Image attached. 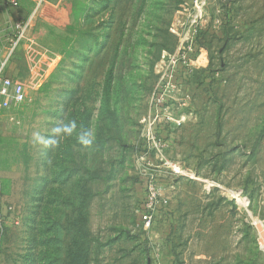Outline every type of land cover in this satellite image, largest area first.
<instances>
[{
  "label": "rangeland",
  "instance_id": "rangeland-1",
  "mask_svg": "<svg viewBox=\"0 0 264 264\" xmlns=\"http://www.w3.org/2000/svg\"><path fill=\"white\" fill-rule=\"evenodd\" d=\"M18 2L0 264H264V0Z\"/></svg>",
  "mask_w": 264,
  "mask_h": 264
},
{
  "label": "built area",
  "instance_id": "built-area-1",
  "mask_svg": "<svg viewBox=\"0 0 264 264\" xmlns=\"http://www.w3.org/2000/svg\"><path fill=\"white\" fill-rule=\"evenodd\" d=\"M13 7H18V0H9ZM209 0H193V10L196 15H200L207 8ZM196 20H197V16ZM15 29L20 33L25 29V21L20 19L16 22ZM3 100H9L16 104H21L25 101V91L23 85L14 80L11 76L4 73V69L0 68V104ZM147 196L142 206V221L144 223H151L158 213L157 204L162 202L167 204V201L162 197V193L156 184H150L147 189ZM1 220V214H0Z\"/></svg>",
  "mask_w": 264,
  "mask_h": 264
},
{
  "label": "crops",
  "instance_id": "crops-1",
  "mask_svg": "<svg viewBox=\"0 0 264 264\" xmlns=\"http://www.w3.org/2000/svg\"><path fill=\"white\" fill-rule=\"evenodd\" d=\"M1 6V5H0ZM1 8V7H0ZM1 12V11H0ZM15 12V11H14ZM2 19V15H0V20ZM0 27H1V24H0Z\"/></svg>",
  "mask_w": 264,
  "mask_h": 264
}]
</instances>
